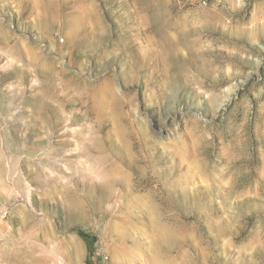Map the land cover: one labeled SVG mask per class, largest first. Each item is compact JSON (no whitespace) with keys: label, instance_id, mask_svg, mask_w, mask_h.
Segmentation results:
<instances>
[{"label":"rangeland","instance_id":"obj_1","mask_svg":"<svg viewBox=\"0 0 264 264\" xmlns=\"http://www.w3.org/2000/svg\"><path fill=\"white\" fill-rule=\"evenodd\" d=\"M264 264V0H0V264Z\"/></svg>","mask_w":264,"mask_h":264},{"label":"built area","instance_id":"obj_2","mask_svg":"<svg viewBox=\"0 0 264 264\" xmlns=\"http://www.w3.org/2000/svg\"><path fill=\"white\" fill-rule=\"evenodd\" d=\"M102 260H103V264H108L109 257L107 255H105L102 257Z\"/></svg>","mask_w":264,"mask_h":264}]
</instances>
